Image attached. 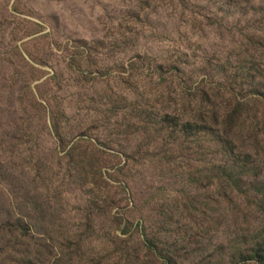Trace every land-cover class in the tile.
Masks as SVG:
<instances>
[{"label":"rangeland","instance_id":"1","mask_svg":"<svg viewBox=\"0 0 264 264\" xmlns=\"http://www.w3.org/2000/svg\"><path fill=\"white\" fill-rule=\"evenodd\" d=\"M259 84L264 0H0V264H264L244 259L264 248L263 127L227 154L217 127L149 143L125 124L253 109Z\"/></svg>","mask_w":264,"mask_h":264},{"label":"trees","instance_id":"2","mask_svg":"<svg viewBox=\"0 0 264 264\" xmlns=\"http://www.w3.org/2000/svg\"><path fill=\"white\" fill-rule=\"evenodd\" d=\"M162 64L164 66H161ZM162 64L156 67L157 74H167L169 70H174L172 65H169L171 64L169 60L162 62ZM164 67L168 69L167 72L163 70ZM178 74L171 73L170 75L177 80L179 79ZM181 84H184L185 87H188L185 81H179L176 82V84L174 83V85L177 86ZM200 86L202 88L198 89V98L201 100V102H203V100L209 102L210 97L213 98L215 102H217L219 97L222 96L225 98L226 96L224 95H229L232 97V101L236 102L235 95H233L232 92L225 91L221 93L220 91H215L216 89H214V87L207 88V85L204 86L203 82L200 83ZM260 87L264 89L261 85ZM183 95H185V93ZM252 95L258 97L256 99H251L254 102V106H252L253 109L247 107L248 102H239L236 105H233L230 101V103L227 101L228 103L221 104V110L213 106V104H210L208 107L200 105V107L205 109L209 116L206 114H201L200 110L202 108H197V110L194 111V113H196L195 117L190 116L188 119H185L184 117L174 113L173 121L169 116L165 115L156 122V120H151L152 117L146 114H144V117L147 121H144L142 117H140V114L133 109L134 113L125 121L127 133L129 135H138L140 138H146V140L150 143V141L154 139L151 135L157 138H161L162 135H167L170 139L175 138V133L179 127L178 122H184L185 126L190 129L188 132H185V136L190 138H195L201 135L206 136L214 133L213 130L208 126L210 125L214 128H218L220 134L219 142L222 144L223 150L227 151V154H236V152L239 151L243 153L247 149L244 145L243 139L247 140V138H250L248 132L243 130V127L246 126V124H250V121L253 122L256 120L257 122L255 123L263 127V129L260 131L264 130V91H256L253 92ZM248 111L251 113L248 114ZM131 121H134V123H131ZM150 131L152 134H150ZM257 135H261L259 131H257L255 137ZM231 162L234 165H242V167H238V169L244 170V163H238L234 160H231ZM2 233L15 234L17 235V238L20 239L15 243V247L11 251L12 255L20 256L27 252L28 246H25L21 242V240H25L27 236V226L25 227L24 224L8 226L4 231H2ZM262 246L263 245L261 244H256L255 248L250 251V257L243 258L251 260L253 259L255 261L260 260L261 263H264V248ZM11 259L14 258L11 257Z\"/></svg>","mask_w":264,"mask_h":264}]
</instances>
